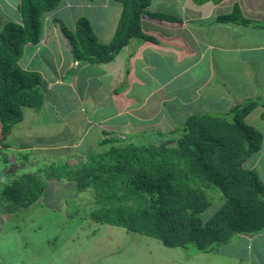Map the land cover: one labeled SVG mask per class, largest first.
I'll use <instances>...</instances> for the list:
<instances>
[{"label":"trees","instance_id":"1","mask_svg":"<svg viewBox=\"0 0 264 264\" xmlns=\"http://www.w3.org/2000/svg\"><path fill=\"white\" fill-rule=\"evenodd\" d=\"M117 1L122 3L123 12L109 43L97 39L85 16L78 19L74 30L64 27L73 42L76 60L107 63L132 37L157 40L144 32L143 15L156 20H179L165 11L149 10L152 0ZM60 3L61 0H20L22 22L10 21L0 31L3 133L23 121L25 108L39 111L43 107L42 74L24 69L20 60L28 44L41 41L43 15ZM218 20L253 23L243 16L238 5ZM262 105L260 98H249L227 112L232 119L217 113L191 115L171 133H155L158 136L154 141L145 133L127 140L112 135L99 143L89 160H81L80 154L79 159L73 155L61 158V153L53 158L26 151L21 154L23 159L34 161V166L5 184L4 194L14 209H21L41 199L50 183H74L75 195L91 192V209L88 215L87 211L81 214V219L123 227L158 239L170 248L214 252L235 236L253 237L264 232V181L256 169L245 164L263 143V133L245 119ZM3 160L9 164L8 154H3ZM218 191L224 200L213 214L204 215L213 204L210 195Z\"/></svg>","mask_w":264,"mask_h":264},{"label":"crops","instance_id":"2","mask_svg":"<svg viewBox=\"0 0 264 264\" xmlns=\"http://www.w3.org/2000/svg\"><path fill=\"white\" fill-rule=\"evenodd\" d=\"M13 3L19 10L20 0ZM236 5L253 23L217 21ZM148 9L179 20L143 15L144 32L157 40L132 37L107 63L76 60L64 27L74 30L85 16L97 39L109 43L123 12L121 2L61 0L43 15L41 42L26 46L20 64L43 77L44 104L37 111L45 121L39 114H31L32 120L35 125L50 124L59 134L68 132L50 141L66 144L67 155L76 157L81 147L97 149L112 135L128 139L168 134L191 115L221 112L249 98L264 102V0H152ZM17 22H22L21 13ZM30 45L35 47L33 65L25 61ZM50 58L53 62L46 66ZM263 111L264 106H258L247 117L256 112L264 123ZM261 132L262 147L251 167L264 155ZM20 144L18 151L36 148Z\"/></svg>","mask_w":264,"mask_h":264},{"label":"rangeland","instance_id":"3","mask_svg":"<svg viewBox=\"0 0 264 264\" xmlns=\"http://www.w3.org/2000/svg\"><path fill=\"white\" fill-rule=\"evenodd\" d=\"M13 1L15 0H0V31L6 23L17 22L19 18L20 10L14 7ZM34 48L30 45L25 57V61L32 65ZM45 52L48 54V51ZM51 58L46 66L53 62ZM229 111L230 109L215 112L214 109L211 113L227 115ZM31 114H39L41 121H45L43 113L34 108H26V120L23 123L16 124L7 133L1 132L0 125V148H12L0 152V264H264V232L253 237L235 236L232 242L222 245L214 252L193 253L181 247H166L158 239L123 227L100 225L90 218L81 219L80 215L91 209V192L85 190L82 194L75 195L72 187L74 183H50L35 204L14 209V205L4 194L3 186L11 183L13 176L18 177L31 170L35 163L23 159L18 151L20 143L26 146L33 144L36 148L32 153L36 156L39 154L35 151L53 158H57L58 153H61V158L67 157L64 149L66 144L50 141L61 140L68 132L59 134L50 124L35 125ZM227 116L232 119L230 115ZM257 117L258 114L254 112L245 120L264 131V123ZM153 135L154 133H147L148 139L152 140ZM23 151L25 153V149ZM90 151L88 147L84 150L81 148L80 159H87L85 155ZM4 153L9 156V164L3 160ZM255 156L257 155L254 154L247 163L248 166L252 165L251 161ZM76 159L79 157L76 156ZM15 171L16 174L13 175ZM257 171L264 181V155L257 163ZM8 173L10 175L6 176ZM210 199L213 204L204 215L213 214L224 197L218 191V194L210 195ZM74 213L78 215L71 216ZM5 218L9 220L4 221Z\"/></svg>","mask_w":264,"mask_h":264},{"label":"clouds","instance_id":"4","mask_svg":"<svg viewBox=\"0 0 264 264\" xmlns=\"http://www.w3.org/2000/svg\"><path fill=\"white\" fill-rule=\"evenodd\" d=\"M70 40H71V39H70ZM40 42H41V41H40ZM40 42H39V43H40ZM71 43H72V45H73V42H72V41H71ZM73 48H74V45H73ZM24 113H25V112H24ZM24 117H25V114H24ZM23 120H24V119H23ZM21 122H23V121H21ZM21 122H20V123H21ZM0 125H1V123H0ZM1 132H3L2 129H1ZM8 132H9V131H8ZM117 137H118V139L127 140L126 136H123V135H121V136H117ZM154 139H156V138H154ZM6 148H8V149H6ZM81 148H82V150L84 149L83 147H81ZM97 148H98V147H97ZM5 149H6V150H10L9 147L6 146L5 148L1 147V148H0V152H1V150H5ZM24 149H25V152L31 150V149H28V148H23V150H24ZM95 149H96V148H95ZM95 149L91 150L90 153H88V154L85 155V157H87V159H89V155H90ZM23 150H22V151H19V152H20L21 154H23V152H24ZM260 150H261V149H260ZM31 151H32V150H31ZM258 152H259V151H258ZM256 153H257V152H256ZM256 153H254V154H256ZM78 154H79V153H78ZM254 154H253V155H254ZM253 155H252V156H253ZM252 156L246 161L245 164H246V166H247L248 168H250V169H256V170H257L256 165L253 166V167L247 165V163L250 161V159L252 158ZM16 171H17V170H16ZM16 171L13 173V175L16 174ZM5 173H6V172H5ZM8 175H10V174L8 173L6 176H8ZM9 177H10V176H9ZM13 177H15V176H13ZM3 189H4V186H3ZM13 210H14V209H13Z\"/></svg>","mask_w":264,"mask_h":264}]
</instances>
